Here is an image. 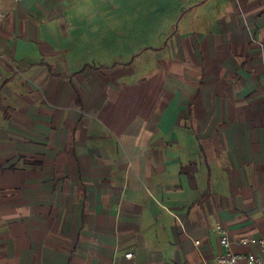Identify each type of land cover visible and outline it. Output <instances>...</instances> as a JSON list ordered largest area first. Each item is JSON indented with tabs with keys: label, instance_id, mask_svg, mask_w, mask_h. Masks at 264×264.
Wrapping results in <instances>:
<instances>
[{
	"label": "crops",
	"instance_id": "obj_1",
	"mask_svg": "<svg viewBox=\"0 0 264 264\" xmlns=\"http://www.w3.org/2000/svg\"><path fill=\"white\" fill-rule=\"evenodd\" d=\"M264 238V0H0V264H220Z\"/></svg>",
	"mask_w": 264,
	"mask_h": 264
},
{
	"label": "built area",
	"instance_id": "obj_2",
	"mask_svg": "<svg viewBox=\"0 0 264 264\" xmlns=\"http://www.w3.org/2000/svg\"><path fill=\"white\" fill-rule=\"evenodd\" d=\"M214 231L219 235V243L223 250L216 254L215 260L220 264H264V238L243 239L241 244H254L257 247L255 252L238 253L233 249V242L228 237L225 229L216 224Z\"/></svg>",
	"mask_w": 264,
	"mask_h": 264
}]
</instances>
